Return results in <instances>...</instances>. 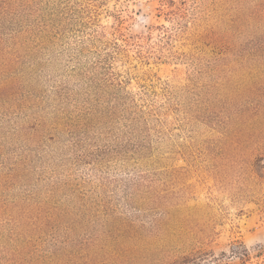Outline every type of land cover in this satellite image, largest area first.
<instances>
[{
    "label": "rangeland",
    "instance_id": "rangeland-1",
    "mask_svg": "<svg viewBox=\"0 0 264 264\" xmlns=\"http://www.w3.org/2000/svg\"><path fill=\"white\" fill-rule=\"evenodd\" d=\"M27 10L29 28L46 35L18 48L16 86L0 69V165L15 161L22 130L54 113L60 92L74 101L91 88L103 109L121 110L99 131V147L116 156L99 167L64 161L49 142L28 178L0 191V209L49 196L78 208V195L86 205L93 197L106 202L101 225L106 215L133 223L148 264L193 254L201 264H264L263 138L246 121L243 71L264 43V0H35ZM19 84L34 95L24 108ZM16 225L0 217V264L72 260L95 232Z\"/></svg>",
    "mask_w": 264,
    "mask_h": 264
},
{
    "label": "trees",
    "instance_id": "trees-1",
    "mask_svg": "<svg viewBox=\"0 0 264 264\" xmlns=\"http://www.w3.org/2000/svg\"><path fill=\"white\" fill-rule=\"evenodd\" d=\"M34 1L0 0V69L5 74L8 71L7 80H12L11 82L15 83V86L19 77L18 75L9 77V74L16 66V63H18V55L21 53L18 48L21 46L23 48L30 47L32 42H34L31 39H39L42 34L46 35V29H44L45 31L30 29L29 25L26 24L32 15L27 9ZM19 40L23 41L20 42ZM243 71L249 81L245 100L250 107L246 112V121L248 123L252 121V124L248 125L261 131L263 139L262 142L260 141L259 149H257L260 151L264 150V43L250 49L243 60ZM19 82L22 83L21 81ZM20 86L21 84L18 85V89L21 92L20 99L24 108L27 104H31V99L34 95L27 93L24 87ZM122 87L120 85V88ZM93 89H85V94L80 95L81 98L74 101L70 98L71 95L68 92H60L56 107H54L55 112L48 117L46 113L41 112L40 114H43V116L32 122V125L30 123L28 125L30 127L22 130L23 147L18 152L17 158L14 162L13 160H4L0 165V191L10 187L14 182L26 180L29 173H31L30 166L35 161L36 153L39 150L48 148L49 142L61 145L62 152L58 156L64 161L73 159L77 163H90L99 167L105 160L116 156L113 155V152L99 147V137L103 136V132L99 131L103 130L100 127L102 121L116 116L118 111L121 113V110L118 104L110 109H103L100 103H96V95L100 90ZM8 92H10V89H8ZM85 95L88 97L84 98L83 101L82 98ZM252 95H256V97ZM136 113L138 114L137 123L128 127L130 132L134 134L137 131L138 122H143L144 112L138 109ZM90 140L97 144L94 145L95 151L92 147L89 148L90 145L87 144V141ZM1 149L2 147H0ZM51 151L54 153L55 150ZM8 169H10L11 173H3ZM125 186L128 194L127 199L130 202L134 198L132 190H134L136 185L127 184ZM85 198H81L78 195L81 206L73 208L70 204L64 205L55 202L53 196L40 199V201H37V199L33 200L30 197L26 202L21 201L10 207H2L0 209V217L8 216L13 218L14 223L17 224L16 226H35L40 228V230L46 228L45 226H48L49 223H54L66 225L67 229L72 232L81 230H87V232L90 230L95 231L88 236L90 240H87L81 250L78 251L79 253L76 255L70 254L72 260L63 259V256L58 255L59 259L55 264H148L146 257H143L140 251L136 250L139 247L136 244L137 242H135L133 223L123 219L124 217L119 220L116 215H106L109 219L104 222V225H101L98 223V218L106 202H95L93 197H91L92 201L89 198L90 205H86L88 202ZM88 212L90 213L89 216L93 218L89 222L86 218ZM23 213L36 215L33 217L27 215V218L22 220L26 217L22 215ZM16 215L19 216L17 220ZM110 219L111 221H109ZM92 224H96L98 228L99 226H101L100 228L104 226L102 235L96 232L95 225L94 228H90ZM119 238L122 241H118ZM201 260V256L198 258L196 254H193L176 259H165L163 264H201L197 262Z\"/></svg>",
    "mask_w": 264,
    "mask_h": 264
}]
</instances>
